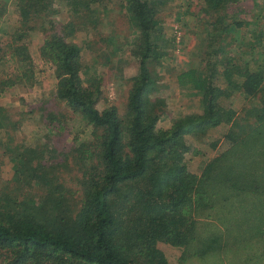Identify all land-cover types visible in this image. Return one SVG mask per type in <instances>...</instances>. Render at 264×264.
<instances>
[{
  "label": "trees",
  "instance_id": "16d2710c",
  "mask_svg": "<svg viewBox=\"0 0 264 264\" xmlns=\"http://www.w3.org/2000/svg\"><path fill=\"white\" fill-rule=\"evenodd\" d=\"M54 1H62L70 16L55 29ZM118 1L134 30L128 45L136 64L125 80L121 113L110 103L96 107L101 78L84 77L81 50L72 41L77 29L90 32L88 22L79 26L73 17L81 18L101 0L15 1L18 25L8 52L26 76L31 58L16 43L34 28L41 30L39 54L55 70L54 95L91 130L88 138L74 137L58 150L46 147L45 128L44 142L21 146L10 156L15 182L27 180L44 192L30 198L26 192L17 198L0 194V264H167L159 242L183 248L179 264L264 261V30L248 29L250 21L236 17L245 14L237 0H187L201 3L192 32L196 53L175 81L199 96L200 112L161 129L156 123L165 103L156 66L165 50L153 42L161 0ZM255 1L252 16L259 19L264 7ZM4 11L1 7L0 15ZM119 64L110 68L117 73ZM235 94L248 102L238 113ZM41 118L44 127L57 119ZM56 123L59 130L61 122ZM222 123H230L221 135L225 147L199 173L190 172L185 137Z\"/></svg>",
  "mask_w": 264,
  "mask_h": 264
},
{
  "label": "rangeland",
  "instance_id": "374dc122",
  "mask_svg": "<svg viewBox=\"0 0 264 264\" xmlns=\"http://www.w3.org/2000/svg\"><path fill=\"white\" fill-rule=\"evenodd\" d=\"M15 1L0 0V8H5L4 13L0 15V80L7 81L6 86L0 85V121L1 124H5V128H0V194L10 193L12 198H17L26 192V197L30 198L43 194L44 189L32 183L29 185L27 180L15 182L10 159L13 152L22 147L32 148L37 143L44 142L42 136L45 128L49 129L46 147L49 149L54 145L58 150L62 146H69L74 137L77 140L88 138L91 129L79 114L71 112L55 97V70L39 54V46L44 37L41 30L34 28L16 43L25 45L31 58L32 65L28 67L30 73L26 76H23L26 69L17 61V57L8 52L6 44L11 42L10 35L18 25ZM237 1L245 14L238 12L236 17L250 21L248 29L264 30V16H260L259 19L252 16L256 12L253 0ZM255 3L264 7L262 0H256ZM53 5L56 12L51 21L55 29L64 24L70 16L66 10L67 6H63L62 1H54ZM200 6L199 1L196 3L187 0H161L157 5L155 31L159 30V33L154 36L153 42L165 50L164 56L160 59L161 64L156 66L161 77L159 94L165 103L158 113L156 123L161 129L168 128L174 118L200 112L199 96L179 88L175 81V75L186 69L189 59L195 56L197 37L192 32L194 25L198 23L196 19ZM185 9H188L189 14L182 13ZM84 12L81 18L72 19L79 26L86 21L87 27L90 28L88 34L79 28L72 36V41L81 50V65L86 69L83 71L84 77L89 79L90 76L98 74L101 78L99 100L96 103L98 109L110 103L121 113L128 87L125 80L136 72V64L129 55L128 45L134 38V30L128 24L126 13L118 0H101L99 4L90 7V12ZM88 14L91 15L87 16ZM234 34L235 31L234 33L232 31L231 37ZM242 35L248 38V33L242 32ZM85 40L90 41V45L85 47L83 44ZM119 60L121 70L116 73L110 66L117 64ZM239 96L235 94L233 99L236 113L243 105H248L243 99L238 100ZM224 102L228 103L229 100ZM46 114H51L57 119L44 127V118L41 117ZM56 121L61 122L59 130L55 129ZM229 126L230 123H222L207 129L204 134L185 137L189 150L184 155V161L190 172L199 173L206 160L225 147L221 143V135ZM212 141H215V147L210 144ZM166 162L170 163L169 159ZM66 173L71 177L73 175L72 172ZM66 181V185L74 189V180L66 176ZM157 247L163 253L167 264H179L177 259L183 248L162 242L157 243ZM257 261V264H264L262 259ZM191 264L216 263L209 259H200ZM231 264L252 263L232 261Z\"/></svg>",
  "mask_w": 264,
  "mask_h": 264
}]
</instances>
